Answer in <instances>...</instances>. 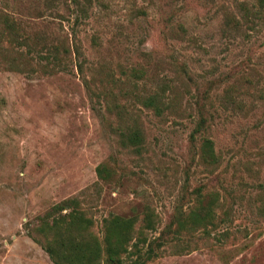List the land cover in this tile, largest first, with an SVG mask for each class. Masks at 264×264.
Returning <instances> with one entry per match:
<instances>
[{"label":"rangeland","instance_id":"374dc122","mask_svg":"<svg viewBox=\"0 0 264 264\" xmlns=\"http://www.w3.org/2000/svg\"><path fill=\"white\" fill-rule=\"evenodd\" d=\"M163 89L157 115L141 98ZM197 189L212 222L178 228ZM68 198L99 238L103 218L151 209L162 242L145 264H264L259 0H0V264H54L38 225Z\"/></svg>","mask_w":264,"mask_h":264},{"label":"trees","instance_id":"16d2710c","mask_svg":"<svg viewBox=\"0 0 264 264\" xmlns=\"http://www.w3.org/2000/svg\"><path fill=\"white\" fill-rule=\"evenodd\" d=\"M264 6V0H259ZM66 48L65 52L68 53ZM82 71V65H77ZM133 78L143 76L142 69H132ZM165 89L154 91L142 96L141 104L150 108L155 114L161 115L167 107L168 100L164 99ZM205 126V119L201 117L192 130L193 137ZM127 140L134 151L141 147V133L134 128L127 134ZM199 154L207 165L218 162L212 139L203 137ZM98 178L106 180L109 172L104 164L96 168ZM196 199L188 210L181 205L175 209V220L178 228L195 229L205 228L211 224L217 199L205 202L201 190H196ZM197 200V201H196ZM93 222L82 210L77 207L74 198L64 199L54 206L53 211L41 218L38 225L39 233L44 242L43 249L54 264H121L125 259L127 264H145L157 256L156 248L161 246L160 236H149L157 230L155 214L146 208L141 217L137 214L124 216L113 214L102 220V237L99 238L91 231ZM170 226L168 224L165 229ZM179 232V231H177Z\"/></svg>","mask_w":264,"mask_h":264}]
</instances>
